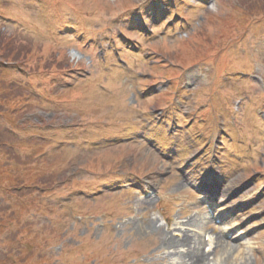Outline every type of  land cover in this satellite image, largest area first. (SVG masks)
Listing matches in <instances>:
<instances>
[{
  "label": "rangeland",
  "instance_id": "obj_1",
  "mask_svg": "<svg viewBox=\"0 0 264 264\" xmlns=\"http://www.w3.org/2000/svg\"><path fill=\"white\" fill-rule=\"evenodd\" d=\"M0 13V62L41 73L21 94L0 68V264H168L161 235L193 218L204 264L223 255L202 235H223L224 264H264V0H0ZM204 193L225 195L213 218ZM149 220L159 235L137 230Z\"/></svg>",
  "mask_w": 264,
  "mask_h": 264
},
{
  "label": "bare ground",
  "instance_id": "obj_2",
  "mask_svg": "<svg viewBox=\"0 0 264 264\" xmlns=\"http://www.w3.org/2000/svg\"><path fill=\"white\" fill-rule=\"evenodd\" d=\"M207 179V178H206ZM205 179H203L204 181ZM202 185V184H201ZM225 195L221 194V196L217 199L218 203H222L225 201L224 198ZM214 197L217 198V196L214 195ZM214 199V198H213ZM231 209L227 207L225 211L229 212ZM221 209H219L217 212H220ZM223 211V210H222ZM226 214V213H224ZM221 215V214H220ZM222 216V215H221ZM189 220V221H188ZM187 221H183V225L179 224L177 226V230L180 231L183 230L182 234L178 238H172L170 235L168 236L167 233H163L161 235V245L159 249H173V253H167L164 258L168 261V264H204L207 262V257L205 256L203 250H200V232L202 231V226L199 225V221L195 218L188 219ZM191 225L193 228L192 235L185 234L184 230H188V228L185 229L184 225ZM138 231L143 232H149L150 230L156 234H160L161 228L160 226H157L156 222H152L151 220L147 221L146 225H140L137 226ZM142 233V232H141ZM223 235L209 239V244H213V250L217 247L219 249L220 254L223 255V258L219 255V258L221 257V263H211V264H224V260L226 258V254H231L232 251L230 250L229 244H225L223 239L221 238ZM202 238L204 239V235H202ZM208 243L204 241L203 248L205 246H209ZM183 245V246H182ZM186 247L185 251L179 252L176 249L178 247ZM202 248V249H203Z\"/></svg>",
  "mask_w": 264,
  "mask_h": 264
},
{
  "label": "trees",
  "instance_id": "obj_3",
  "mask_svg": "<svg viewBox=\"0 0 264 264\" xmlns=\"http://www.w3.org/2000/svg\"><path fill=\"white\" fill-rule=\"evenodd\" d=\"M0 42H1V34H0Z\"/></svg>",
  "mask_w": 264,
  "mask_h": 264
}]
</instances>
